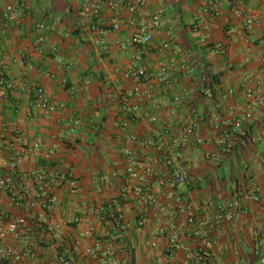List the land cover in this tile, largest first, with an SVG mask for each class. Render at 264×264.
<instances>
[{"label": "crops", "instance_id": "1", "mask_svg": "<svg viewBox=\"0 0 264 264\" xmlns=\"http://www.w3.org/2000/svg\"><path fill=\"white\" fill-rule=\"evenodd\" d=\"M15 1L22 2L30 16H21L7 27L0 22V71L11 85L0 99V176L8 167L10 152L25 153L16 166L13 190L0 189V213L5 220L24 216L27 199L20 207L10 200L19 193L18 176L43 166L72 178L79 190L70 194L65 186H58L49 210L34 203L32 234L27 240L32 255L15 263L2 259L0 253V264H58L59 256L73 264H112L113 260L125 264H260L255 252L264 253V103L252 110L250 121L239 130L225 127L223 145L217 144L207 122L217 116L216 102L223 109L242 103L235 92L245 77L252 78L250 88L264 94V0H238L237 7L257 21L243 38L238 35L240 21L231 17L229 5H222L205 41L191 30L201 0H144V15L161 8L173 20L174 47L158 51L165 38L160 33L141 55L133 47L124 52L118 49L117 44L126 42L134 31L125 24L107 37L105 49L98 46L90 20L79 11L80 0H0V12ZM110 14L102 8L103 19ZM121 18L125 20L127 14L121 13ZM39 21L51 30L45 34L41 52L36 53L32 42ZM216 43L225 47L223 55L211 51ZM50 48L56 50L53 56L47 54ZM158 62L169 69L168 83L157 84L153 79ZM134 63L151 74L147 81L124 77ZM68 64L73 67L65 69ZM257 77L259 84L254 82ZM38 86L59 106L53 113L44 114L36 106L33 89ZM204 88L212 92V98L202 95ZM226 92L233 94L222 98ZM182 94L183 101L175 104L173 97ZM125 96L128 110L121 104ZM195 119L198 129L179 150L189 167L187 182L152 187L162 211L122 201L124 149L129 147L138 158L151 157L155 152L145 142L158 134L160 158L172 150L180 128ZM12 128L19 135L11 137ZM130 137L135 138L131 145ZM35 142L39 147L27 152ZM159 170L165 171L162 162ZM230 202H236L237 208L231 209L232 218L222 223L216 240L209 231L197 239L186 235L188 216L210 218L218 206ZM100 208L121 214L120 232L114 222L99 220ZM172 224L183 245L208 246L209 257L194 263L185 259L183 251L169 247ZM155 228H162L163 235L151 240ZM1 247L22 251L26 241L8 235L0 239Z\"/></svg>", "mask_w": 264, "mask_h": 264}, {"label": "built area", "instance_id": "2", "mask_svg": "<svg viewBox=\"0 0 264 264\" xmlns=\"http://www.w3.org/2000/svg\"><path fill=\"white\" fill-rule=\"evenodd\" d=\"M238 0H201L198 9L192 16L191 30L199 33V38L203 41L209 38L208 28L210 22L216 20L221 15V6L229 5V13L232 18L239 20L238 35L243 38L248 34L253 26L256 25L249 14L241 11L237 7ZM146 3L144 0H80V13L90 20V31L95 34V43L101 48L107 47V37L113 32L117 31L121 24L133 28V34L126 42H119L118 49L121 52L126 51L128 47H133L138 55L144 54L149 49V44L152 38L160 33H163L165 38L158 44V51H166L172 49L174 42V35L172 31L173 20L164 14L163 9L155 8L153 11L144 15L143 9ZM105 7L110 11L108 19L101 17V10ZM121 13H126L127 18L123 20ZM28 18L30 16L28 8L22 2H12L4 5L0 12V22L2 27H7L16 22L20 17ZM51 30L50 26L43 21H39L34 25L36 33L32 45L36 53L41 52L42 44L44 43L45 34ZM228 34H232L228 30ZM225 47L220 43L212 46L211 51L214 54L223 55ZM56 53L54 48L48 50V55L53 56ZM172 65H169L171 67ZM72 64L64 66L65 69L72 68ZM46 77H50L48 73H44ZM151 74L148 73L142 66L134 63L128 68L124 77L133 82L147 81ZM153 79L157 84L168 83L170 79V72L166 65L158 62L157 70L153 75ZM252 82L251 77H245L240 89L235 92L237 97L242 100L238 107L229 106L222 108L220 102L215 103V108L218 110L217 116L208 120V127L211 132L217 137V144L223 145L225 143L224 130L229 126L231 130H239L242 125L247 124L251 119L252 110L264 103V94L259 93L255 88H250L249 84ZM254 82L259 84L260 78H255ZM11 90V85L3 78L0 71V99ZM201 93L206 98H212V92L206 88L201 90ZM233 93L226 92L221 97L231 96ZM234 94V95H235ZM33 95L36 106L44 114L53 113L59 106L44 93L41 87L33 89ZM184 95L174 96L173 102L180 104ZM123 110H128L129 102L126 96L121 99ZM157 104V103H156ZM135 109V108H134ZM198 129V120H192L186 125L182 126L178 137L173 141V148L171 151L162 154L159 158L161 138L158 134L152 136L145 142V145L154 150V155L148 158H138L127 147L124 149V179L120 189V197L122 201L139 206H147L157 211H162L160 202L152 193V187H177L187 182L189 167L184 164L180 155V147L184 146L192 134ZM19 135V130L12 128L10 136ZM135 142L134 137L128 139V144ZM128 145V146H129ZM39 147V143L35 142L26 151L35 150ZM24 150L12 151L9 153L8 167L4 174L0 176V189L4 191H12L14 187V179L16 176V166L23 158ZM159 162H162L165 167L164 172L159 170ZM3 163V158L0 156V164ZM18 180L21 182L19 193L11 197V203L15 207L21 206V201L26 200L23 206L24 216L5 220L3 214L0 213V239L8 235L21 237L26 241L25 250L16 251L11 247H1V258L11 260L19 263L26 257H30V243L27 242L29 236L32 234V223L34 216L31 214V209L34 203H39L43 208L49 210L54 204L52 196L53 191L58 186H65L70 194H76L79 190L77 183L70 177L64 176L59 172L51 170L47 166L40 167L30 173H20ZM30 196V198H29ZM237 208L236 202H230L225 205L218 206L213 217L195 218L188 216L187 224L189 229L186 230V235L191 238H199L205 232L209 231L213 234L214 240L218 238L221 233L222 223L225 220L231 219V209ZM28 218V220L26 219ZM121 214L105 212L99 209V220L103 223L114 222V227L117 232L122 230ZM77 222V219H73ZM141 224V221L138 222ZM171 231L168 235V246L183 251L186 260L194 263H201L209 257L208 246L188 248L179 241L180 232L177 231L173 224L170 225ZM91 231V229H89ZM163 235L162 228H155L151 233V240L157 236ZM109 236V233H106ZM116 236H113V239ZM150 245H153L151 242ZM255 254L259 258V263L264 264V253L257 249ZM58 264H73V262L63 256L57 258ZM112 264H125L118 260H113Z\"/></svg>", "mask_w": 264, "mask_h": 264}]
</instances>
